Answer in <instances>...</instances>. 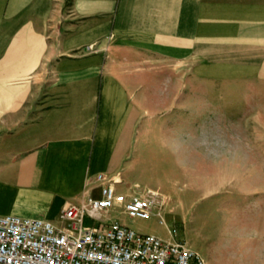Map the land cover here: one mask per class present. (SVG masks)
Segmentation results:
<instances>
[{"label": "crops", "instance_id": "crops-1", "mask_svg": "<svg viewBox=\"0 0 264 264\" xmlns=\"http://www.w3.org/2000/svg\"><path fill=\"white\" fill-rule=\"evenodd\" d=\"M148 59L175 70L166 79L185 66L190 80L247 82L264 96V0H0V215L53 223L87 192L99 198L96 175L121 193L140 184L147 153L179 158L148 136L146 113L179 97L142 68ZM170 173L144 191L181 209L234 203V231L217 238L223 263L264 264V170L249 187L197 194L177 192Z\"/></svg>", "mask_w": 264, "mask_h": 264}, {"label": "rangeland", "instance_id": "rangeland-1", "mask_svg": "<svg viewBox=\"0 0 264 264\" xmlns=\"http://www.w3.org/2000/svg\"><path fill=\"white\" fill-rule=\"evenodd\" d=\"M142 68L148 72L162 71L164 88H179L173 110L146 113L148 136L169 139L179 158L170 159L167 153H147L134 173L140 184L130 188L122 185L118 190L128 194L146 187L155 189V179L166 180L170 169L179 193L194 190L197 194L207 185L224 182L233 187H249L252 174L264 170V96L252 95L257 90L246 86L247 82L242 85L190 80L185 66L178 68L177 79H166L175 71L167 64L148 59ZM174 204L167 202L161 210L162 223L157 209L150 218L140 219L129 218L121 208L114 207L101 219L119 222L140 234L183 242L202 258L224 264L222 252L226 247L217 238L220 233L234 231V203L217 202L209 212L202 201L186 209ZM55 214L51 221L60 226V211ZM85 224L91 222L85 220Z\"/></svg>", "mask_w": 264, "mask_h": 264}, {"label": "built area", "instance_id": "built-area-1", "mask_svg": "<svg viewBox=\"0 0 264 264\" xmlns=\"http://www.w3.org/2000/svg\"><path fill=\"white\" fill-rule=\"evenodd\" d=\"M99 198L91 191L78 204H65L58 215L61 224L0 215V264H206L202 256L183 242L140 234L101 216L114 207L129 218H150L154 209L163 222L166 202L155 191L123 194L118 180L98 174ZM85 220L91 222L86 225Z\"/></svg>", "mask_w": 264, "mask_h": 264}]
</instances>
